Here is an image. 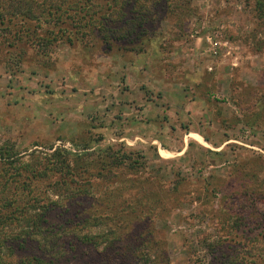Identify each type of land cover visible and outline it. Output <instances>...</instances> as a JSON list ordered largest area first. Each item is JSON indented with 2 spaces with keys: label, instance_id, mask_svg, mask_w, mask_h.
<instances>
[{
  "label": "rangeland",
  "instance_id": "1",
  "mask_svg": "<svg viewBox=\"0 0 264 264\" xmlns=\"http://www.w3.org/2000/svg\"><path fill=\"white\" fill-rule=\"evenodd\" d=\"M257 1L188 0L179 15L159 0H133L148 5L150 18L145 41L128 46L48 41L59 20L28 21L18 44L0 39V146L139 152L144 167L130 175L165 201L164 191L176 190L154 220L155 247L172 264L198 262L214 233L209 199L215 209L233 202L239 161L264 174V4ZM94 2L102 5L95 16L104 15L107 0ZM109 184L104 178L100 188Z\"/></svg>",
  "mask_w": 264,
  "mask_h": 264
},
{
  "label": "trees",
  "instance_id": "2",
  "mask_svg": "<svg viewBox=\"0 0 264 264\" xmlns=\"http://www.w3.org/2000/svg\"><path fill=\"white\" fill-rule=\"evenodd\" d=\"M159 1L161 8L170 6L165 13L189 11L188 0ZM107 5L104 15L95 16L102 5L94 0H0V39L15 45L28 21L59 20L48 41H145L148 5ZM71 26L76 30L65 36ZM142 158L112 146L90 153L54 147L22 153L0 146V264H172L164 248L155 247L154 220L168 211L176 190H163L165 201L145 179L130 175L144 167ZM236 166L229 187L233 202L215 209L209 199L214 233L204 240L202 258L188 264H264V174L257 178V170L240 161ZM104 178L110 184L100 188ZM259 180L258 187L250 185ZM94 227L101 230L91 232Z\"/></svg>",
  "mask_w": 264,
  "mask_h": 264
}]
</instances>
